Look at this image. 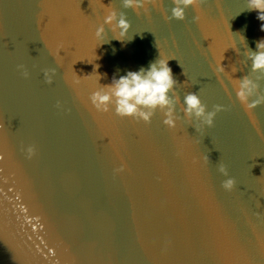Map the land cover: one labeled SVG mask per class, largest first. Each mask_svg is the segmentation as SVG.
<instances>
[{
	"label": "water",
	"instance_id": "obj_1",
	"mask_svg": "<svg viewBox=\"0 0 264 264\" xmlns=\"http://www.w3.org/2000/svg\"><path fill=\"white\" fill-rule=\"evenodd\" d=\"M172 7L0 0V264H264V104L237 96L255 76L241 36L255 51L264 21L247 0H200L183 20L166 19ZM114 12L130 22L124 35ZM160 53L177 81L174 128L159 109L145 123L92 105ZM189 92L230 110L189 123Z\"/></svg>",
	"mask_w": 264,
	"mask_h": 264
},
{
	"label": "clouds",
	"instance_id": "obj_2",
	"mask_svg": "<svg viewBox=\"0 0 264 264\" xmlns=\"http://www.w3.org/2000/svg\"><path fill=\"white\" fill-rule=\"evenodd\" d=\"M122 2L123 7L128 8L136 5L138 0H122ZM199 2L200 0H172L174 7L171 9V16L166 15V19H185L186 9L189 6L197 5ZM247 9L256 11L258 19L264 21V0H247ZM108 20H116V13L114 12L109 16ZM116 22L121 29V35L126 34L131 27L126 14L123 12L119 13ZM261 30L264 31V24L261 25ZM103 34L104 30L101 27L97 31V36L101 37V43L105 42ZM241 37L245 48L244 54L251 60L252 73L255 76L246 74L239 80L237 96L242 103H247L248 108L252 109L264 104V92L261 91L260 86V81L264 80V39L257 42L256 50L253 51L248 48L243 36ZM236 50L239 51L237 48ZM161 57L160 53V58L151 62L148 68L141 67L138 71H128L126 75H122L118 79L113 77L110 84L101 85L90 95L92 105L98 111L103 112L114 108L115 114L121 118L129 117L137 121L142 120L145 123H150L156 110L159 109L164 115L163 123L169 128H174L177 120L180 119L176 115V105L180 102V98L175 91L177 81L174 79L172 69L168 63L170 59ZM17 68L21 70V74L25 78L30 75L23 64L17 65ZM43 72L45 82L51 84L56 69H44ZM182 104L181 111L189 123L195 118L200 122L199 126L207 125L209 127L213 126L214 118L218 112L228 111L231 107L230 105L215 104L212 110H208L207 105L202 102L197 92L187 93ZM57 106H60L59 101ZM198 125L196 130H198ZM26 151L31 157L35 149L29 145ZM208 160L209 157L206 156L205 161ZM218 171L228 177L222 181V187L228 191L232 190L236 181L235 178L229 176L227 166L220 163Z\"/></svg>",
	"mask_w": 264,
	"mask_h": 264
}]
</instances>
